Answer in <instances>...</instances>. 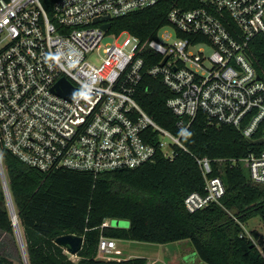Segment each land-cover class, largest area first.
Returning a JSON list of instances; mask_svg holds the SVG:
<instances>
[{
    "label": "built area",
    "instance_id": "1",
    "mask_svg": "<svg viewBox=\"0 0 264 264\" xmlns=\"http://www.w3.org/2000/svg\"><path fill=\"white\" fill-rule=\"evenodd\" d=\"M160 1L56 0L48 13L40 0H0V168L1 148L42 172L94 178L153 162L158 150L171 159L176 147L186 151L180 137L198 114L264 146V79L250 48L264 38V0H167L165 23L154 35L109 31L112 19ZM145 74L171 92L166 106L179 135L135 100ZM61 79L76 90L72 98L53 90ZM195 161L205 186L184 198L188 212L224 195L221 178L210 176L213 163L218 169L239 163L264 184V147L245 157ZM119 254L116 240L100 236L98 258Z\"/></svg>",
    "mask_w": 264,
    "mask_h": 264
},
{
    "label": "trees",
    "instance_id": "2",
    "mask_svg": "<svg viewBox=\"0 0 264 264\" xmlns=\"http://www.w3.org/2000/svg\"><path fill=\"white\" fill-rule=\"evenodd\" d=\"M50 13L56 0H40ZM167 0L112 19L109 31H128L140 38L154 35L165 23ZM259 76L264 79V38L251 43ZM171 92L161 79L145 74L134 98L159 126L179 135L177 118L166 106ZM168 159L158 150L154 161L134 169L116 170L98 177L73 170L42 172L19 161L1 148L3 172L12 209L23 243L17 263L0 254V264H146L145 257L106 260L97 257L100 236L114 240L164 245L187 241L205 264H264V236L249 230L253 240L241 235V224L259 217L264 225V184L253 182L240 165L213 163L210 176H219L225 193L219 203L188 212L184 198L204 193V179L195 158L211 160L245 157L264 146L244 139L233 127L211 125L198 114ZM124 220L127 227H101L103 222ZM0 231L16 241L12 217L0 184ZM66 234L83 238L71 259L55 239Z\"/></svg>",
    "mask_w": 264,
    "mask_h": 264
},
{
    "label": "rangeland",
    "instance_id": "3",
    "mask_svg": "<svg viewBox=\"0 0 264 264\" xmlns=\"http://www.w3.org/2000/svg\"><path fill=\"white\" fill-rule=\"evenodd\" d=\"M209 48L205 49V54H210ZM4 173V172H3ZM4 177V176H3ZM5 179V178H4ZM110 226L112 227H127L128 223L124 220H111ZM248 230H255L258 235L264 236V225L259 217H254L246 223ZM11 236L0 231V254L6 256L14 263L19 261L22 252L15 248L12 244ZM120 246L124 241H120ZM123 242V243H122ZM126 243V242H125ZM147 243L137 242L132 247L125 244L126 251L130 252L131 256L145 257L146 264H205L199 260L194 251H187L189 246L185 243L173 242L170 244L147 246ZM128 253L122 251L121 256H127ZM72 260H76L75 255L70 256Z\"/></svg>",
    "mask_w": 264,
    "mask_h": 264
},
{
    "label": "water",
    "instance_id": "4",
    "mask_svg": "<svg viewBox=\"0 0 264 264\" xmlns=\"http://www.w3.org/2000/svg\"><path fill=\"white\" fill-rule=\"evenodd\" d=\"M107 27H108V24H105L102 26V28L104 29H106ZM165 60L166 58L163 60V62H165ZM53 90L57 94L64 96L68 99L72 98L76 92V90H74L65 79L59 80L58 83L54 86ZM3 176H4L3 169L0 168V184L2 187L3 194H4L5 204L12 217V211H11L12 203L10 202L8 188H7L6 181ZM12 225L14 227L16 241L22 252V248H24V246L22 243L21 235H20V229L18 228L17 223L14 222L13 217H12ZM55 243L59 245L60 247H62L68 254L75 255L82 247L83 238L81 236L74 235V234H66V235L57 237L55 239Z\"/></svg>",
    "mask_w": 264,
    "mask_h": 264
},
{
    "label": "crops",
    "instance_id": "5",
    "mask_svg": "<svg viewBox=\"0 0 264 264\" xmlns=\"http://www.w3.org/2000/svg\"><path fill=\"white\" fill-rule=\"evenodd\" d=\"M120 241H122V240H116V245H117V248L120 250V254L119 255H117L116 256V258H117V260H119V259H128V258H133V257H138V256H131L129 253L130 252H127L126 251V246H125V244H129V246L130 247H132L134 244H137L136 242H130V241H124V243H123V245L122 246H120ZM126 242V243H125ZM185 243V245L186 246H189L187 249V251H194L191 247H190V245H189V243L187 242V241H180V242H178V243ZM147 246H157V245H154V244H148ZM122 251H124L125 253H128V255L127 256H121V253H122Z\"/></svg>",
    "mask_w": 264,
    "mask_h": 264
},
{
    "label": "bare ground",
    "instance_id": "6",
    "mask_svg": "<svg viewBox=\"0 0 264 264\" xmlns=\"http://www.w3.org/2000/svg\"><path fill=\"white\" fill-rule=\"evenodd\" d=\"M10 202H11V201H10ZM11 211H12V217H13V220H14V222L17 223L16 216H15V214H14V212H13V209H12V204H11ZM22 255H23V259H24V258H25V255H24V250H23V248H22ZM24 261H25V259H24Z\"/></svg>",
    "mask_w": 264,
    "mask_h": 264
}]
</instances>
